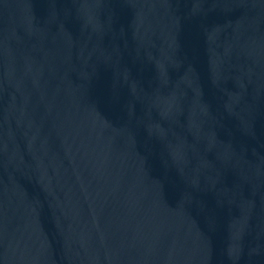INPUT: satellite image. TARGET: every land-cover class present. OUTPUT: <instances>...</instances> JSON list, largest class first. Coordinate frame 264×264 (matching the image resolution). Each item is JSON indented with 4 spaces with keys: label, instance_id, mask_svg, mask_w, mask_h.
I'll return each mask as SVG.
<instances>
[{
    "label": "water",
    "instance_id": "95a60500",
    "mask_svg": "<svg viewBox=\"0 0 264 264\" xmlns=\"http://www.w3.org/2000/svg\"><path fill=\"white\" fill-rule=\"evenodd\" d=\"M0 264H264V0H0Z\"/></svg>",
    "mask_w": 264,
    "mask_h": 264
}]
</instances>
